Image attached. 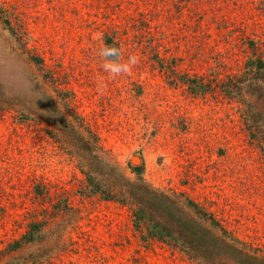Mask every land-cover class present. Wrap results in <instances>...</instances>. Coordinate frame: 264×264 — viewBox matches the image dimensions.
I'll list each match as a JSON object with an SVG mask.
<instances>
[{
    "label": "rangeland",
    "instance_id": "374dc122",
    "mask_svg": "<svg viewBox=\"0 0 264 264\" xmlns=\"http://www.w3.org/2000/svg\"><path fill=\"white\" fill-rule=\"evenodd\" d=\"M0 2L13 6L12 19L56 68L62 89L42 77L34 85L28 76L34 65L0 20V93L47 115L26 121L16 117L20 105L0 115V244L23 231L27 206L38 218L42 205L61 209L34 240L1 254L0 264H200L188 255L205 239L195 231L190 200L237 238L264 247V127L260 142L252 139L241 104L217 86L194 91L168 84L149 65L132 26L164 21V48L178 56L180 71L215 84L242 68L250 38L264 57L259 0ZM109 22L118 25L124 59L137 54L140 62L98 89V78L106 77L98 53ZM83 139L103 151L85 148ZM85 170L116 199L88 193ZM34 179L46 184L43 203L38 192L30 198ZM134 213L142 216L140 226Z\"/></svg>",
    "mask_w": 264,
    "mask_h": 264
},
{
    "label": "trees",
    "instance_id": "16d2710c",
    "mask_svg": "<svg viewBox=\"0 0 264 264\" xmlns=\"http://www.w3.org/2000/svg\"><path fill=\"white\" fill-rule=\"evenodd\" d=\"M261 9L264 11V0H259ZM145 14V11L141 12ZM204 13V11H203ZM200 13V15H203ZM14 8L11 5L0 2V20L8 25L7 27L13 32L15 40L18 41L19 52L25 56V61L30 65H34L33 71L28 74L29 77L35 82L34 85L40 87L42 77L45 81L52 84L56 90L60 89L59 76L56 68L49 67L42 54L37 50L36 46L28 45V33L20 20L16 18ZM170 21L171 19H167ZM109 25L102 30L104 44L115 45L122 49V37L119 35L118 25L115 22H109ZM163 24V25H162ZM160 23H151V20L143 21L133 20L132 26L135 34L138 36L137 44L142 46V52L146 54V58L151 67L156 68L159 72L163 73L168 84L177 86H185L186 90H214L217 86L218 90H224L226 96L230 99L236 97L237 101L241 104L239 107L240 116L244 123V128L252 139L260 142L264 124V57L263 54L258 52L256 44L251 39V51L249 56L240 69L239 67L234 72L227 73L225 78H220L212 84V77L206 78L201 73H190L189 71H180L177 61L178 56L171 54L169 48H164L165 44V26L164 21ZM31 67L27 69V73ZM214 81V80H213ZM0 90H5L0 86ZM43 92L47 95L46 91ZM45 96V95H44ZM48 100L50 96H45ZM20 105L17 110L16 117L26 121H36L43 116H47L41 108H33L28 102H20L16 97L7 96L0 93V115L4 114L8 108ZM85 148L94 145L98 146L99 151H103L100 145L92 144L88 139H83ZM252 143V141H251ZM96 156V154H94ZM90 171L85 170V178L87 181V192L95 194L97 192L102 194L105 199H116L113 192L110 190H102L94 181V176ZM36 179V178H35ZM35 179L32 181L30 198L35 197V193L41 196L43 203L46 198V184ZM27 186L23 191H29ZM85 188L83 187L82 191ZM87 195L86 192H83ZM62 194V193H60ZM67 206V196L60 197ZM192 207L195 209V216L191 215L195 225V231L199 234L205 235L204 242H196L193 251L188 252L190 258L197 260L200 264H264V247L254 246L237 238L231 231L226 228L215 215L207 210L200 203L190 200ZM41 203V204H42ZM25 204V203H24ZM60 207L55 206L52 212H48L44 205L40 209V217L38 218L35 209L27 206L23 215H25L22 225L23 231L17 236L7 238L0 244V257L3 253L13 252L25 243H28L38 236L37 232L40 227L43 228L49 221L56 219L60 214ZM39 215V214H38ZM18 227L19 219H13ZM134 222L136 226L142 223V216L134 213ZM2 245V246H1ZM1 263V262H0Z\"/></svg>",
    "mask_w": 264,
    "mask_h": 264
},
{
    "label": "clouds",
    "instance_id": "9594fccd",
    "mask_svg": "<svg viewBox=\"0 0 264 264\" xmlns=\"http://www.w3.org/2000/svg\"><path fill=\"white\" fill-rule=\"evenodd\" d=\"M102 63L101 68L105 76L98 78V89L105 86L106 79H115L121 75H130L134 67L139 64L140 56L137 54H131L124 59L121 49L113 45H103L98 53Z\"/></svg>",
    "mask_w": 264,
    "mask_h": 264
}]
</instances>
